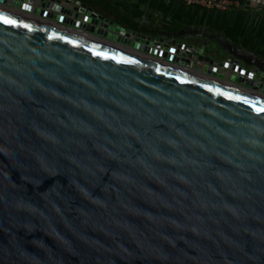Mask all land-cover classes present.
Segmentation results:
<instances>
[{
    "label": "water",
    "instance_id": "obj_1",
    "mask_svg": "<svg viewBox=\"0 0 264 264\" xmlns=\"http://www.w3.org/2000/svg\"><path fill=\"white\" fill-rule=\"evenodd\" d=\"M28 1L0 0V264H264V60Z\"/></svg>",
    "mask_w": 264,
    "mask_h": 264
},
{
    "label": "crops",
    "instance_id": "obj_2",
    "mask_svg": "<svg viewBox=\"0 0 264 264\" xmlns=\"http://www.w3.org/2000/svg\"><path fill=\"white\" fill-rule=\"evenodd\" d=\"M116 8L123 16L121 23L126 27L146 26L154 21L165 22L177 29H190L192 36H187V42H200L202 37L196 33L204 32L209 37L206 53L215 57L218 44L223 53L221 56L229 57L231 51L251 53L264 60V16L252 10L235 9L231 11H211L197 6H189L180 0H105ZM250 2L251 0H241ZM94 9L106 17L116 19L120 15H110L101 12V8ZM121 18V17H120ZM127 20H131L128 21ZM120 22V21H119ZM195 36V37H194ZM204 38V36H203ZM221 43H225V46ZM221 56H217L219 61ZM196 67V66H195ZM198 68V67H197Z\"/></svg>",
    "mask_w": 264,
    "mask_h": 264
},
{
    "label": "built area",
    "instance_id": "obj_3",
    "mask_svg": "<svg viewBox=\"0 0 264 264\" xmlns=\"http://www.w3.org/2000/svg\"><path fill=\"white\" fill-rule=\"evenodd\" d=\"M62 1H66V0H62ZM180 1H182L186 5L197 6V7L207 9V10H213V11H231L235 9L252 10L253 12L264 16V0H251L250 2H244L241 0H180ZM52 2L49 0H45L44 1L45 6L43 7V9L45 11H53L51 9ZM68 2H69V5L67 3L64 6L68 5L67 7H70L72 10L80 9V8L86 9V6L84 5L85 3L83 1L68 0ZM41 3H42L41 0L28 1V4H30L31 7H40ZM15 8L19 10L18 7H15ZM54 12H56V10H54ZM90 14L91 15L87 14V16L90 17L93 14H95L96 18H99L100 15H103L99 13L98 11H96L94 8ZM41 17H45V16H41ZM102 22L103 24L106 23L105 20H102ZM188 50H192V49L189 48ZM196 55L197 54H194L190 58V63L186 64L188 65V67H195V66L199 67L200 66L201 62L196 59L197 58ZM221 68H224V67L221 66ZM254 75L256 76L257 74H254Z\"/></svg>",
    "mask_w": 264,
    "mask_h": 264
},
{
    "label": "trees",
    "instance_id": "obj_4",
    "mask_svg": "<svg viewBox=\"0 0 264 264\" xmlns=\"http://www.w3.org/2000/svg\"><path fill=\"white\" fill-rule=\"evenodd\" d=\"M81 1H83L84 3H86V4H89V5H91L92 7L93 6H95V7H99L100 6V8H101V12H103V11H105V12H107L108 14H112V15H120L121 14V12H119L116 8H114L113 6H111V4H109L107 1H105V0H81ZM94 8V7H93ZM100 13V12H99ZM123 16H126V15H120V17H117L116 19H114V20H116V21H120V23H121V21L123 22H125L126 20L124 19L123 20ZM111 18V17H110ZM126 18H128L127 16H126ZM112 19V18H111ZM128 21H131V20H127V22ZM132 22V21H131ZM132 25H135V23H132ZM136 26V25H135Z\"/></svg>",
    "mask_w": 264,
    "mask_h": 264
},
{
    "label": "flooded vegetation",
    "instance_id": "obj_5",
    "mask_svg": "<svg viewBox=\"0 0 264 264\" xmlns=\"http://www.w3.org/2000/svg\"><path fill=\"white\" fill-rule=\"evenodd\" d=\"M211 11H213V10H211ZM216 12H219V11H216ZM221 12V11H220ZM157 24H158V27H157V29L156 30H168V29H166V23L165 22H161V21H157ZM169 29H174V26H172V25H169ZM177 29V28H176ZM147 30L149 31L150 29H148L147 28ZM177 32H179V33H181V34H192L193 33V31L192 30H190V29H177ZM222 45H224L225 46V43H221ZM232 52V51H235V50H230L229 49V52Z\"/></svg>",
    "mask_w": 264,
    "mask_h": 264
},
{
    "label": "snow or ice",
    "instance_id": "obj_6",
    "mask_svg": "<svg viewBox=\"0 0 264 264\" xmlns=\"http://www.w3.org/2000/svg\"><path fill=\"white\" fill-rule=\"evenodd\" d=\"M4 22H5V23H15V21H13V20H9V19H4Z\"/></svg>",
    "mask_w": 264,
    "mask_h": 264
}]
</instances>
